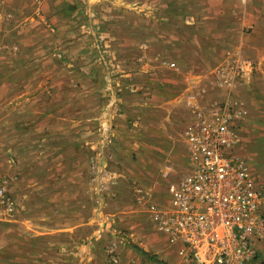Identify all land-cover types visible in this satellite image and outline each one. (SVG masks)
Masks as SVG:
<instances>
[{
    "label": "rangeland",
    "instance_id": "374dc122",
    "mask_svg": "<svg viewBox=\"0 0 264 264\" xmlns=\"http://www.w3.org/2000/svg\"><path fill=\"white\" fill-rule=\"evenodd\" d=\"M69 1L71 5L68 11L73 12L70 26L78 31L73 42L69 40L67 44L74 49L72 52H64L65 43L68 42L64 36L65 28L61 30V35L54 37L40 26L35 36H30L31 29H27L31 22L23 17L33 10L30 3L9 7L4 13L0 22V92L4 90L2 82L5 77L1 70L3 62L12 63L15 69L23 60H38L42 71L56 60L66 64L76 62L78 65L80 61H85L89 63L88 71L92 69L90 76L94 83L79 85L80 88L73 90L86 91L89 110L97 111L104 104L106 112H114L115 107L125 112V123L130 135L137 129L142 130L140 126L152 122L164 130V147L144 149L117 148L118 139L114 133L103 135L101 141L99 139L97 153L88 161L85 184L93 193L92 203L96 207L94 222L100 226L98 233L103 234L96 248L101 264H114L112 255L117 257L118 264H175V250L168 244L166 236L162 240L160 232H163L155 222L153 226L149 204L154 202L158 206H165L169 196L168 184L189 170L188 153L183 150L181 132L182 124L191 116L188 110L195 109L193 112H196L209 106L206 110L212 111L224 100L226 94L242 104L246 114L240 127L237 153L245 158L258 181L264 183V68H260L255 59L250 57L248 60L241 56V59L230 62H235L232 74L228 72L232 85H226L225 79L220 82L213 69L207 71V68L192 66L199 61H195L197 52L191 48L184 52L185 59L180 60L172 40L176 39L175 36L170 37L168 44H164L165 27L182 28L184 32L179 40L186 44L193 43L191 40H194L195 35L193 29L183 24H166L164 17H161L162 11L152 12L153 8H147L141 13L117 0ZM248 2L255 7L256 4L251 0ZM61 23V27H66L63 20ZM45 25L52 28L50 21ZM80 28L84 29L83 32ZM252 29L253 24L245 26L244 31L251 34ZM32 38H36L38 44L28 46L30 41L26 40ZM236 44L232 42L230 46ZM85 45H88L87 50ZM47 47L49 50H46ZM40 49L45 51L40 52ZM229 59L231 61L232 56ZM172 63L181 65L175 68ZM168 64L173 68H169ZM182 69L191 73L187 82L185 75L181 82L178 70ZM227 70H230L229 67ZM200 75L207 78L201 77L197 81ZM192 77L196 80L191 81ZM97 94L102 99H90ZM105 120L108 119L105 117ZM107 122L104 125L106 130L111 128ZM3 134L0 126V181L15 203V212L7 213L0 208V264H21L18 259L20 251H24L26 246H42L39 243L33 245L27 238L25 244H22V236L41 234L51 228L34 225L32 221L39 219L33 211L26 212L27 207L32 206L34 185L39 182L35 176L37 166L29 169L27 177L24 176L15 150L2 148L5 145ZM116 152L127 154L129 161L125 160L126 164L116 162ZM56 174L61 176L57 171ZM41 175L47 186L53 187L47 167H44ZM161 188L164 189V198L159 196ZM45 211L51 216L48 209ZM43 215L46 216L45 212ZM262 243L264 245V237ZM123 248L125 253L147 251L149 257L155 256L163 263L140 253L138 259L129 257V254L124 256L121 251ZM257 249L259 260L256 264H264V246L261 250ZM45 260L39 261L40 264H53L52 260Z\"/></svg>",
    "mask_w": 264,
    "mask_h": 264
},
{
    "label": "crops",
    "instance_id": "0c3cea01",
    "mask_svg": "<svg viewBox=\"0 0 264 264\" xmlns=\"http://www.w3.org/2000/svg\"><path fill=\"white\" fill-rule=\"evenodd\" d=\"M117 1L122 2L120 3L122 5L128 4L141 13L147 8H153L152 12L162 11L161 17H164L166 24L180 23L193 29V35H195L194 40H191L193 43L186 44L179 40L184 32L182 28L165 27L164 44H168L170 37L175 36L176 39L172 40L176 44L178 58L184 60V52L191 48L197 52L195 61H199L192 66L204 67L208 69L207 71L213 69L220 82H224L225 77L228 76L227 67L235 64L230 62L241 59V56L248 60L250 57L255 59L259 67L264 68V0H251L256 4L255 7L249 2L242 3L241 0ZM70 2L69 0H0V22L9 7L30 3L33 10L30 14L23 15L24 19L31 22V24L28 23L27 29H31L30 36H35V31L39 30L40 26L54 37L61 35V30L65 28L64 36L68 42L65 43L64 52H72L74 49L67 44L69 40L73 42L78 31L70 26L73 17V12L68 11ZM61 20L66 27H61ZM47 21L52 23V28L45 25ZM251 24H253L251 34L246 33L245 26ZM80 30L83 32L84 29L80 28ZM234 36L236 38L232 39L231 37ZM26 41H30L28 46L38 44L36 38ZM232 42L237 44L230 46ZM84 47L88 49V45ZM46 50L49 48L47 47ZM41 51L45 50L40 49ZM229 56H232L231 61ZM40 63L38 60H23L15 66V69L10 62H3L1 65L3 77H5L2 82L4 90L0 92V126L1 131L4 132L5 144L2 148L15 150L20 171L24 176L27 177L29 169L37 166L35 176L38 178L36 181L39 182L34 185L32 206H28L26 212L33 211L34 216L39 219L32 221L34 225L51 228L50 231L41 234L23 235L20 239L22 244H25L24 241L27 238L33 245L39 243L42 246L31 248L26 246L24 251H20L18 259L21 260V264H40L39 261L44 259L52 260L53 264L81 263L83 260H85L84 264H101L96 248L103 234L98 233L100 226L94 222L96 217L93 213L96 207L92 203L93 193L91 194L90 188L88 189L85 184L88 161L97 153L100 138L110 132L117 136V148L144 149L145 147H164V130L146 120L150 123L149 125L140 126L142 130H133L135 133L130 135L131 132L125 123V112L116 107L114 112H106L102 103L97 111L89 110L88 102H86L89 98L85 97L86 91L73 90L80 88L79 85L94 83L90 76L92 69L88 71V62L80 61L78 65L76 62L66 64L56 60L42 71ZM180 65L176 66L174 63L173 66L179 68ZM168 66L173 68L169 64ZM178 73L182 77L181 82L184 75L186 82L191 77V73L187 70H178ZM96 77L97 75L94 78ZM201 77L207 78L200 75L197 81ZM193 80L196 78L192 77L191 81ZM90 99L99 100L102 97L97 94ZM208 108L209 106L196 112H193L195 109L188 110L191 116L181 128L184 141L182 147L186 153H188L187 143L183 134L185 127L195 121L199 111H211L206 110ZM105 117L111 124L108 130L104 129V125L108 123ZM139 152L143 155L142 150ZM126 155L116 152L114 154L116 162L126 164L129 161ZM44 167L49 170V180H53L54 185L51 188L42 178L41 172ZM56 171L61 173V176L56 174ZM259 183L264 186V183L260 181ZM160 190L159 196L164 198V189ZM46 209L51 216L47 214ZM151 221L154 226L152 218ZM21 226L27 227L22 224ZM160 235L164 241L165 235L161 232ZM148 243L151 245L150 242ZM263 246L262 240L256 242V247L260 250ZM121 251L124 256L129 254V257L136 259L139 258V253L149 257V253L144 250L125 253L123 248ZM174 258L175 264H180L175 251Z\"/></svg>",
    "mask_w": 264,
    "mask_h": 264
},
{
    "label": "built area",
    "instance_id": "2783aa9c",
    "mask_svg": "<svg viewBox=\"0 0 264 264\" xmlns=\"http://www.w3.org/2000/svg\"><path fill=\"white\" fill-rule=\"evenodd\" d=\"M229 69L230 75L234 68ZM225 84L232 85L231 77L225 78ZM241 105L226 94L216 109L198 112L183 132L188 172L168 184L165 206L149 204L152 220L180 264H256L259 260L256 242L264 237V186L237 153L246 114ZM0 208L15 212L1 181ZM112 261L118 264L115 255Z\"/></svg>",
    "mask_w": 264,
    "mask_h": 264
},
{
    "label": "trees",
    "instance_id": "16d2710c",
    "mask_svg": "<svg viewBox=\"0 0 264 264\" xmlns=\"http://www.w3.org/2000/svg\"><path fill=\"white\" fill-rule=\"evenodd\" d=\"M151 258L152 259H156V257L155 256H151ZM157 260V259H156ZM157 261H159V262H162L163 263V261H161V260H157Z\"/></svg>",
    "mask_w": 264,
    "mask_h": 264
}]
</instances>
